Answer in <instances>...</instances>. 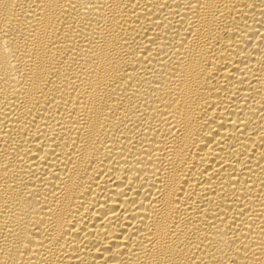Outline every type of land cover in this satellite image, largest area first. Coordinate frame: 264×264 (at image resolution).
Wrapping results in <instances>:
<instances>
[{
	"label": "bare ground",
	"instance_id": "6f19581e",
	"mask_svg": "<svg viewBox=\"0 0 264 264\" xmlns=\"http://www.w3.org/2000/svg\"><path fill=\"white\" fill-rule=\"evenodd\" d=\"M0 264H264V0H0Z\"/></svg>",
	"mask_w": 264,
	"mask_h": 264
}]
</instances>
